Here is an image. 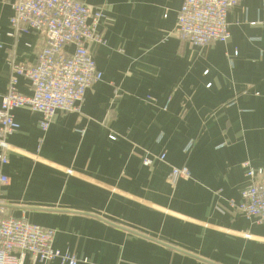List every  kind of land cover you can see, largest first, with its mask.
I'll return each instance as SVG.
<instances>
[{
    "label": "crops",
    "instance_id": "1",
    "mask_svg": "<svg viewBox=\"0 0 264 264\" xmlns=\"http://www.w3.org/2000/svg\"><path fill=\"white\" fill-rule=\"evenodd\" d=\"M81 1L105 12V43L89 46L103 80L46 132L41 114L14 111L4 216L55 230L78 264H264V224L229 205L249 186L243 164L264 168V0L231 9L230 40L203 48L173 34L184 0ZM12 2L0 0V106L11 62L35 64L44 42L9 36ZM17 88L32 95L26 77ZM182 167L191 177L172 185Z\"/></svg>",
    "mask_w": 264,
    "mask_h": 264
},
{
    "label": "built area",
    "instance_id": "2",
    "mask_svg": "<svg viewBox=\"0 0 264 264\" xmlns=\"http://www.w3.org/2000/svg\"><path fill=\"white\" fill-rule=\"evenodd\" d=\"M242 2L184 0L173 34L200 48L216 42L227 43L231 37L229 12ZM11 7L9 36L38 32L44 42L35 64L25 67L11 62L8 88L0 106V188L9 182L3 172V167L9 163L8 137L20 128L14 111L29 109L41 114L40 127L46 132L57 113L80 112L87 91L103 80L89 50L91 44L105 43L99 29L105 19L102 7L87 5L81 0H13ZM67 47H73V53H69ZM19 77L30 81L32 95L18 91ZM170 102L169 99L165 110ZM165 158V155L160 156L162 162ZM144 164L150 166L152 160L146 157ZM243 166L249 186L242 192L239 203L230 201L229 205L248 219L264 224V168H255L249 163ZM190 177L187 167L172 168L168 180L174 185L179 179ZM6 208L7 204L0 199V264H25L27 258L33 263L54 260L62 264L79 263L69 251L54 248L55 230L31 224L23 218L5 217Z\"/></svg>",
    "mask_w": 264,
    "mask_h": 264
}]
</instances>
